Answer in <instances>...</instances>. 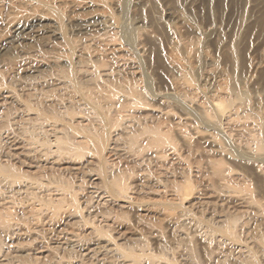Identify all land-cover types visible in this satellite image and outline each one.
<instances>
[{"label":"rangeland","instance_id":"374dc122","mask_svg":"<svg viewBox=\"0 0 264 264\" xmlns=\"http://www.w3.org/2000/svg\"><path fill=\"white\" fill-rule=\"evenodd\" d=\"M9 1L0 264H264V0Z\"/></svg>","mask_w":264,"mask_h":264},{"label":"bare ground","instance_id":"6f19581e","mask_svg":"<svg viewBox=\"0 0 264 264\" xmlns=\"http://www.w3.org/2000/svg\"><path fill=\"white\" fill-rule=\"evenodd\" d=\"M26 1L25 0H10L9 1V9H11V10H16L20 5H22L23 3H25ZM51 2H53V3H59V4H65V5H76V3H75V1L74 0H58V1H55V0H47V3L48 4H50ZM90 4L91 5H96L94 2H90ZM108 4H112V5H115V6H119L120 5V0H110L109 1V3ZM113 24H115V21H113V19L109 16V15H107V14H103L102 15V19L100 20V22L99 23H97V22H93L92 24H91V26L92 27H98V26H102V27H107L108 25H113ZM18 27L16 28V29H14V31H16L17 32V36H19V37H23L24 35H26V34H22V32H21V30H20V28H21V26L20 25H17ZM91 26L89 27V28H91ZM87 27V28H88ZM97 29V28H96ZM23 30V29H22ZM92 30V29H91ZM23 35V36H22ZM14 40V39H13ZM32 40H34V39H19V43H18V45L17 44H10V41H7V40H0V55H2V53L3 54H5V53H7L10 49H12V48H16V47H24L25 45H29L30 43H27V42H25V41H32ZM87 40V39H86ZM92 40V39H91ZM16 41V40H15ZM67 42H69V45H72L73 46V52H74V56H76L77 58H82L84 55H85V53H84V51H82V50H80V49H78L79 47H77V45H75L74 46V44L75 43H73V42H71V41H69L68 39L66 40ZM86 42V41H85ZM84 42V43H85ZM48 45H50V47H52V49H55L53 46H51V44L49 43V41H47L46 42ZM90 43H91V41H90ZM95 43V42H94ZM86 44V43H85ZM97 44V43H96ZM98 44H99V42H98ZM97 44V45H98ZM90 45V44H89ZM81 48V47H80ZM117 47H113L112 49H116ZM108 49H111V48H108ZM107 49V50H108ZM60 50V49H59ZM119 50V49H118ZM117 52V51H116ZM236 52V51H235ZM27 53H30V52H27ZM88 54V53H87ZM88 56V55H87ZM85 58V57H84ZM89 59V58H88ZM234 60H235V62L237 63V54L236 53H234ZM29 61V60H28ZM29 66V65H28ZM39 66H40V64L39 65H34V67H33V70H36V69H38L39 68ZM77 68V67H76ZM73 71V70H72ZM75 71V70H74ZM76 73V72H75ZM107 73V72H106ZM108 73H110V72H108ZM131 73V72H130ZM208 73V72H207ZM104 74V73H103ZM68 75H70V74H68ZM75 75H77V73L75 74ZM71 76V75H70ZM110 76H112V75H110ZM210 76V75H209ZM212 76V75H211ZM0 77H2V73H0ZM35 77V76H34ZM69 77V76H68ZM77 77V76H76ZM75 77V78H76ZM106 77V76H105ZM216 77V76H215ZM220 77V76H219ZM75 78H72L73 79V84H74V86H75V88L76 89H79L80 88V83H78V81L75 79ZM205 78V77H204ZM209 78V77H208ZM34 79V78H33ZM206 79V78H205ZM3 80V79H2ZM1 80V81H2ZM80 81V80H79ZM208 81V80H207ZM3 82V81H2ZM1 82V83H2ZM39 82H40V80H39ZM51 82V81H50ZM42 83V82H41ZM43 84V83H42ZM45 84V83H44ZM63 85V84H62ZM36 86V85H35ZM64 86V85H63ZM38 87V86H37ZM73 87V86H72ZM82 87V86H81ZM60 88V87H59ZM35 89V88H34ZM65 89V88H64ZM82 89V88H81ZM111 91V90H110ZM62 92V91H61ZM90 93V92H89ZM92 93V92H91ZM10 94H12V93H10ZM179 94H181V93H179ZM111 95V94H110ZM179 96V95H178ZM91 97V96H90ZM89 97V98H90ZM112 98H114V97H112ZM93 101V100H92ZM97 101V100H96ZM95 103V102H94ZM222 103V102H221ZM228 104V103H227ZM97 105V104H96ZM228 106V105H227ZM226 105H225V103H222L221 105H220V108H222V110L223 109H225L226 107H227ZM106 117L107 116H105V119H106ZM107 121V120H106ZM51 127V126H50ZM105 134V133H104ZM103 135V134H102ZM95 137H97V136H95ZM100 137V136H99ZM97 137V138H92V140L93 141H95L96 142V145H97V148H98V151L100 152V153H103L104 151H105V149H106V145H107V140H106V135H103L102 137ZM160 139V138H159ZM6 144V143H5ZM29 144V143H28ZM26 145V144H25ZM27 151V150H26ZM30 153V152H29ZM5 169H7V168H5ZM3 170V169H2ZM5 171H9V170H5ZM12 181V180H11ZM119 181V180H118ZM109 183H111V184H115L116 182L115 181H109ZM120 183V182H119ZM112 186V185H111ZM117 186V185H116ZM15 188V187H14ZM26 190H29L28 188L26 189ZM117 190V189H116ZM63 237V236H62ZM70 237V236H69ZM69 237H66V238H69ZM72 237V236H71ZM74 237V236H73ZM75 238V237H74ZM74 238H71L72 240L74 239ZM66 241V240H65ZM69 241H70V238H69ZM67 242V241H66ZM71 242V241H70ZM73 242H75V241H73ZM72 242V243H73ZM107 242V241H106ZM96 243V242H95ZM91 244V243H90ZM98 245H96V246H94L93 248H91L92 250H95L96 248H102V246H103V248H104V246H107L108 244L107 243H105V244H107V245H105V244H102V246L99 244V243H97ZM89 245V244H88ZM113 245V244H112ZM113 248V247H112ZM105 249V248H104ZM87 250H88V247H87ZM89 251V250H88ZM104 251V250H103ZM85 252V251H84ZM94 252V251H93ZM101 252V251H100ZM99 253V252H98ZM102 253V252H101ZM86 254V253H85ZM90 254H91V252H90ZM97 253H95V255H96ZM109 253H108V251H107V255H108ZM103 255V254H102ZM106 255V254H105ZM101 259H102V257H101ZM108 259V258H107ZM104 260V259H103Z\"/></svg>","mask_w":264,"mask_h":264}]
</instances>
